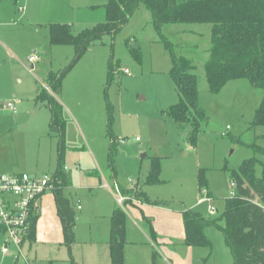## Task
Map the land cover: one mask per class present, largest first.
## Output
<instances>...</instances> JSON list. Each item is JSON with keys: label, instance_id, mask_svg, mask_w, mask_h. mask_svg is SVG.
Returning <instances> with one entry per match:
<instances>
[{"label": "rangeland", "instance_id": "rangeland-1", "mask_svg": "<svg viewBox=\"0 0 264 264\" xmlns=\"http://www.w3.org/2000/svg\"><path fill=\"white\" fill-rule=\"evenodd\" d=\"M109 1L0 0V38L8 47L0 42V135H11L17 141V148L4 145L0 149V163L9 164L15 173L42 175L39 168L48 166L57 171L59 139L57 134H50L49 123L41 133L33 112L15 118L17 114L9 111L7 103L26 97L28 84L38 83L40 89L52 93L48 78L69 66L75 51L71 45L50 43L51 24H71L79 32L103 23ZM162 34L178 55L196 66L198 104L204 116L199 120L195 146L188 140L189 125L180 126L167 113L179 101V91L170 74L172 57L161 41ZM210 36L209 23L168 22L157 29L150 10L141 3L126 24L115 33L103 35L73 66L63 82V92L55 96L64 106L67 121L64 165L71 169L74 188L70 197L80 199L83 210L76 221L71 251L62 229L56 232L52 223H43L45 230H51L49 237L45 238L43 231L37 242L26 239L24 251L31 260L36 259L35 264H72L71 257L79 264H111L110 217L120 206V191L128 197L126 205L146 200V191L174 210L191 208L206 220H214L208 203L195 206L204 196L198 191L200 169L205 172L207 191L217 208L215 217L223 215L234 189L233 170L246 159L256 158V176L264 175V125L253 124L264 91L248 78L230 81L219 93L210 90L204 69ZM40 48L43 53L38 51L40 59L33 63L30 57ZM135 48L140 49L141 60L135 57ZM110 61L115 67L111 78ZM227 127V134L222 135ZM156 157L161 163L160 182L149 184L147 175ZM36 167L39 172L32 171ZM119 185L131 188L126 192ZM128 223L139 238L134 220L130 218ZM216 223L204 228L211 247L196 246L194 264H234L232 249L219 227L225 221ZM151 250L149 264L155 247ZM157 250L156 264H166ZM0 264L23 262L6 256L0 257Z\"/></svg>", "mask_w": 264, "mask_h": 264}, {"label": "trees", "instance_id": "trees-1", "mask_svg": "<svg viewBox=\"0 0 264 264\" xmlns=\"http://www.w3.org/2000/svg\"><path fill=\"white\" fill-rule=\"evenodd\" d=\"M141 3L150 10L152 23L157 29L168 22L211 24V47L204 69L206 81L212 92L219 93L230 81L242 78H248L256 88L264 91V0H110L105 5L107 20L103 23L79 32H75L71 24H51L50 43L71 45L75 51L73 62L58 74H52L48 78L52 93H47L41 88L37 96V102L45 103L49 108L50 134H57L59 139L58 166L53 175L59 178L61 183H57L54 193L64 242L70 251L75 240L77 213L71 199L64 192L71 183L64 171L67 121L64 117V106L55 95L62 92L65 77L87 50L96 45L103 35L117 32L128 22ZM161 41L171 53L170 74L179 91V101L172 105L167 113L180 126L189 125L188 140L195 146L200 127L199 120L204 116L198 104L199 78L195 73L196 66L190 59L178 55L164 34ZM132 51L135 57L141 60L140 49L135 48ZM114 71L115 67L110 61V78ZM108 124L111 127V114ZM253 124L264 125V95L256 110ZM257 163L256 158L246 159L237 170L231 172L237 186L235 194L227 198L222 216H213L214 220H206L200 212L191 208L183 211L187 245L211 247L204 228L212 224L218 225L216 221L224 219L225 225L219 227L232 249L234 264H264V175L256 176ZM160 165L159 158L156 157L147 175V183L160 182ZM204 189L207 190V178L204 170L200 169L198 191L202 192ZM155 202L167 203L163 200ZM37 220L38 215H32L28 234L32 241L36 237ZM110 221L108 244L111 250V264H125V246L128 243L125 209L121 206L115 207ZM151 237L152 239L156 237L153 229ZM157 255L158 252L154 250L152 264H156ZM71 261L72 264H79L73 257Z\"/></svg>", "mask_w": 264, "mask_h": 264}, {"label": "crops", "instance_id": "crops-1", "mask_svg": "<svg viewBox=\"0 0 264 264\" xmlns=\"http://www.w3.org/2000/svg\"><path fill=\"white\" fill-rule=\"evenodd\" d=\"M0 42L5 47H7V44L1 38H0ZM38 51H42L43 53L42 48H40V50L35 49L34 50L35 54L33 55H37L38 59L33 61V63H35L40 59ZM10 52L12 55H15L13 51ZM33 63H32V67H34L35 65ZM27 89H28V94L26 97L23 98L16 97L15 99H12L15 100L17 107V112L14 113L17 114L15 118L20 119L21 116L25 117L26 115H30L33 112L35 115V120L41 127V133H45L46 129H48V123H50L49 108L45 105L41 106V104L37 102V96L41 90L40 87L38 86V83L37 84L35 83L34 85L28 84ZM62 92H63V88H62ZM140 99H145V97L143 95H140ZM9 111L12 112L11 110ZM4 145L17 148V141L11 135L9 136L0 135V146H1L0 149L4 147ZM57 158H58V152H57ZM10 167L11 166L9 164L5 165L0 163V173H3L1 171H11L14 172L13 174H15V171L12 170ZM65 167L67 168L65 169ZM39 169L42 171V175L43 174L52 175L55 174L56 172L55 171L56 168L55 167L52 168L51 166H48L47 168H39ZM32 171L39 172L38 167H36ZM46 171H50V172H46ZM64 171L67 173L71 182L70 185L65 188L64 192L65 195L71 199L70 195H72L74 188V186L72 185L73 180L71 176V169L69 168V166L64 165ZM4 173L12 174L8 172H4ZM34 176H40V175L35 174ZM99 186L102 187V178H100ZM106 186H108V184H106ZM108 188H110V186H108ZM119 188L127 192L131 187H125L119 185ZM142 190L144 191V188ZM144 192L146 193L145 194L146 197L150 199L149 201L146 198V200L144 199L142 202H136V203L132 202L133 204L128 202L125 208V211L127 213V238H128V243L125 246V264H143V263L149 264L150 252L152 251L151 248L153 246L155 247V250L157 252H158L157 247L161 250V251L159 250V253L161 252L160 254L163 260H165L166 264H194L195 261L194 248L196 246L187 245L185 242L186 229H185L182 213L184 210L188 208L181 210H174L167 203L155 202L160 200L152 199L151 196H148L146 191ZM66 193H69V195ZM71 201L76 209V213H77L76 221H78L80 220V216L78 215L79 212L83 210V205L81 204L80 199L76 200L74 197H72ZM195 206L197 207L200 205L195 204ZM78 207L80 208L78 209ZM39 209L40 211L37 214L38 220L36 223V237H35L36 242L37 239L39 238V234H41L43 231H45L43 234L44 237L45 238L47 236L49 237L51 230L49 228L47 230L43 228L44 222L52 223L53 226L56 228V232L58 233L60 231V228L62 229V223L58 214L54 192L51 191L46 192L40 197ZM130 218L133 219L135 224L139 227L138 231L141 233L139 238H137L138 236H134L136 234H134L131 230V227L128 223V219ZM152 229L154 230L156 235L155 239H152L151 237ZM0 236H1L0 244L2 245L5 240V237L1 231H0ZM58 236L59 234H57V239ZM198 247H203V246H198ZM12 248L14 247L12 246ZM204 248L210 249V247H205V246ZM7 256H11V255H7ZM0 257H6V256H0ZM34 262H36V259H34Z\"/></svg>", "mask_w": 264, "mask_h": 264}, {"label": "built area", "instance_id": "built-area-1", "mask_svg": "<svg viewBox=\"0 0 264 264\" xmlns=\"http://www.w3.org/2000/svg\"><path fill=\"white\" fill-rule=\"evenodd\" d=\"M37 59V55L30 57L32 61ZM124 71L129 73L127 68ZM6 107L13 113L17 112L15 100L8 102ZM228 130L229 127L222 131V135H226ZM57 183H61V180L54 177L53 174L34 176L27 172L0 173V231L5 237L3 244L0 245V256L11 255L17 261H22L23 264H35L24 251V243L30 230L31 217L40 211V197L46 192H54ZM231 185L234 189L237 186L235 181H232ZM234 189L231 195L235 194ZM200 193L204 196L198 198L197 205L208 203L209 213L215 216L217 208L213 204V197L208 194L206 189ZM127 199L128 197L120 191L117 197L118 204L124 207Z\"/></svg>", "mask_w": 264, "mask_h": 264}, {"label": "water", "instance_id": "water-1", "mask_svg": "<svg viewBox=\"0 0 264 264\" xmlns=\"http://www.w3.org/2000/svg\"><path fill=\"white\" fill-rule=\"evenodd\" d=\"M146 155H143V157H145Z\"/></svg>", "mask_w": 264, "mask_h": 264}]
</instances>
